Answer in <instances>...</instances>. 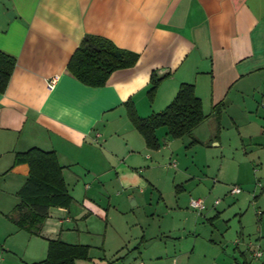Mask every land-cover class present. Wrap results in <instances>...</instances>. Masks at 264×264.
Wrapping results in <instances>:
<instances>
[{"label":"crops","instance_id":"crops-1","mask_svg":"<svg viewBox=\"0 0 264 264\" xmlns=\"http://www.w3.org/2000/svg\"><path fill=\"white\" fill-rule=\"evenodd\" d=\"M86 35L105 37L139 59L105 85H87L67 69ZM0 49L17 61L0 92V264H42L49 240L78 244L85 237L92 243L79 244L90 246V259L78 264H264V211L253 223L242 207L251 194L243 189L230 192L241 195L233 234L217 232L221 199L208 215L183 214L189 223L133 222L131 234L116 232L119 220L112 218L127 211L128 197L133 205L144 202L140 195L157 186L161 160H173L177 143L208 146V138L220 151L241 150L239 166L257 165L255 182H241L259 181L260 198L257 188L251 193L264 204V0H0ZM161 70L166 76L150 101L151 77ZM54 75L59 80L50 90ZM184 82L195 85L207 115L194 131L202 143L172 138L161 127V146L149 148L125 103L149 116L165 109ZM32 147L55 151L73 196L69 207L50 209L40 235L7 217L29 170L15 164L16 153ZM159 205L152 215L173 218L181 209ZM93 216L99 222L81 227Z\"/></svg>","mask_w":264,"mask_h":264},{"label":"trees","instance_id":"trees-1","mask_svg":"<svg viewBox=\"0 0 264 264\" xmlns=\"http://www.w3.org/2000/svg\"><path fill=\"white\" fill-rule=\"evenodd\" d=\"M139 54L119 48L111 40L86 35L73 53L67 69L81 82L91 86L105 85L111 74L122 68L134 66ZM16 57L0 49V92L6 91L14 69ZM166 75L154 72L148 91L153 101L160 82ZM127 115L134 127L144 137L151 149L161 146L157 129L165 127L167 135L172 138L191 137L192 143H202L194 131L207 118L201 98L196 94L193 83L184 82L169 105L149 116L138 114L134 102L125 103ZM216 110V109H215ZM220 110H218L219 113ZM28 165L27 179L17 192L19 203L7 214V217L19 228L31 234L40 235L41 228L49 217L53 207H69L73 202L64 174L53 150L32 147L17 152L15 164ZM90 246L68 243L57 238L49 240L48 253L42 264H78L79 260L90 259Z\"/></svg>","mask_w":264,"mask_h":264},{"label":"rangeland","instance_id":"rangeland-1","mask_svg":"<svg viewBox=\"0 0 264 264\" xmlns=\"http://www.w3.org/2000/svg\"><path fill=\"white\" fill-rule=\"evenodd\" d=\"M209 139H207L208 146L195 145L187 147L189 146V141L186 146L182 147L181 144L177 143L179 150H175L176 153L173 155V160H161V170L157 171V176L159 177L161 175V178H155L156 182H154L157 186L149 185L144 193L140 195L144 197V202L140 199L138 205H133L128 197L130 203L127 211L125 213H117L115 218L112 215L113 221L114 219L119 220L116 221L118 226L116 232L119 234L122 232L131 234L132 231L127 225L133 222L152 226L158 222L171 224L172 222L180 223L184 221V223H189L188 219L185 221L183 214L187 217L192 212L200 216L203 213L208 215L214 209V202L217 200L220 201L221 199V203L217 206L220 217L215 219V225L218 229L217 232L219 234L221 230L229 229L230 234H233L239 224V215H236L235 211L238 209L237 198L241 196L231 195L230 191L228 192L233 186H240L243 189L242 195L246 193L251 194L245 199L242 207H244V210L249 209V217L253 220V223H258L257 217L260 216L257 215V212L259 210H261L260 213L264 211V204H259L260 202L257 204L254 203L257 195L253 197L251 192L254 190V187L257 188V192H259L258 197L260 198L261 184H258L260 182L256 181L255 185L250 186L249 184L246 185L241 182V179H253V182H255L253 176L255 175L254 170L258 169L257 165L247 163V165L239 166V163H236L235 159L240 158L243 153L241 150H236L235 146H231L225 151H220L219 146L215 144L216 141L211 142ZM233 142L231 141V143ZM174 162L176 166L172 164ZM240 175L249 176V178H239ZM178 185H182L184 187L183 190H177ZM160 192L165 197L161 200L159 199ZM191 198H202L206 200L208 208L203 212L191 208L189 206ZM158 202H160V205ZM177 203H179L181 209L177 210L173 218L167 214L160 216L152 215L154 210L158 208V205L160 207H166V205H177ZM213 212L215 213L217 211L214 210ZM93 222H99V220L93 216L91 219L83 222L81 227H84L86 223L91 226ZM218 234L216 233L215 237H218ZM76 241H82L76 243H92L90 237ZM261 259L263 260L264 256ZM249 261H251L250 258Z\"/></svg>","mask_w":264,"mask_h":264},{"label":"built area","instance_id":"built-area-1","mask_svg":"<svg viewBox=\"0 0 264 264\" xmlns=\"http://www.w3.org/2000/svg\"><path fill=\"white\" fill-rule=\"evenodd\" d=\"M59 80V75H54L52 77L49 78L48 80V83H47V86L50 90L54 89L57 82ZM242 191V188L240 186H233L231 188V193H240ZM220 201L217 200L216 201V204H218ZM190 206L195 209V210H198L200 212L204 211L206 209V204H205V201L204 199L202 198H191V201H190ZM256 256H261L262 255V252L260 250L256 251L255 252ZM172 264H178L176 262L172 263Z\"/></svg>","mask_w":264,"mask_h":264},{"label":"water","instance_id":"water-1","mask_svg":"<svg viewBox=\"0 0 264 264\" xmlns=\"http://www.w3.org/2000/svg\"><path fill=\"white\" fill-rule=\"evenodd\" d=\"M14 16V12L13 11H10L8 13V17L11 19L12 17ZM165 73V70H161L160 72H158V74L161 76Z\"/></svg>","mask_w":264,"mask_h":264}]
</instances>
